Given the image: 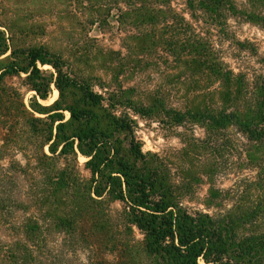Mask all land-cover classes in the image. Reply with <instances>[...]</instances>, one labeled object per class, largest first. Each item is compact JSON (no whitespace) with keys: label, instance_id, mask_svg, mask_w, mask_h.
Wrapping results in <instances>:
<instances>
[{"label":"trees","instance_id":"trees-1","mask_svg":"<svg viewBox=\"0 0 264 264\" xmlns=\"http://www.w3.org/2000/svg\"><path fill=\"white\" fill-rule=\"evenodd\" d=\"M63 6L82 43L97 25L111 38L121 35L123 51L104 52L111 62L101 68L97 92L63 70L62 56L50 60L38 47L25 50L28 62L20 66L8 44L17 18L0 14V264H112L94 258L104 252L116 254L119 264H141L137 254L149 264H264V56L230 23L264 32V0H64ZM38 64L54 68L59 98L27 106L5 76L27 74L26 85L45 100L49 86ZM143 64L165 66L173 107L159 97L138 105L114 90L120 74L139 73ZM67 87L79 88L101 116L63 104ZM127 102L163 125H199L204 136L183 143L170 173L158 155L150 162L142 152L130 115L117 114ZM102 118L130 137L128 152L143 168L113 146L98 126ZM78 153L87 158L88 178ZM192 159H201L198 170L210 185L203 205L219 209L215 214L183 204L193 192L185 165ZM215 171L233 173V187L216 189ZM110 200L122 210L113 214ZM226 200L232 203L224 206ZM134 229L142 234L139 244Z\"/></svg>","mask_w":264,"mask_h":264},{"label":"rangeland","instance_id":"rangeland-1","mask_svg":"<svg viewBox=\"0 0 264 264\" xmlns=\"http://www.w3.org/2000/svg\"><path fill=\"white\" fill-rule=\"evenodd\" d=\"M63 4L64 0H0V14L2 13L3 16L9 17L14 15L17 18L16 23L9 26V32L13 34V41L10 40L8 44L17 50L15 57L19 61L20 66H26L28 62L24 52L29 47H38L42 51L48 52L50 60H54L55 55L62 56V68L65 72H71L77 78L89 81L95 91L101 92L102 89L96 85V80L103 77L101 69L103 65L111 62L104 52L106 50H120L121 35L115 34L111 38L108 34L101 33L97 25L88 26L89 28L84 34L87 35L89 40L82 43L83 38L79 36V25L76 19L72 18L65 11ZM230 23L239 38H248L254 41L259 47V53L264 56L263 31L249 24ZM223 48L225 47L223 46ZM123 57L114 60L120 64L124 62ZM230 61L232 65L235 64L232 59ZM38 66L44 77V83L49 86V94L45 100L37 97L36 93L26 85L25 79L27 74L21 73L19 76H5V82L8 85H12L20 90L27 106L33 100H36L42 106H48L59 98V91L54 84L57 76L54 68L50 64H38ZM143 66L144 68H139V73L129 71L120 74L117 81L112 84L114 90L119 93L121 98H127V100L134 101L138 105L149 100H156L159 97L165 99L168 106L173 107L174 105L171 104L173 103L172 98H174L173 88L172 85L168 84L169 82H165V66L160 67V69L152 66L147 68V64H143ZM121 90H126L127 92L122 94L120 93L122 92ZM61 102L78 109H91L100 116L103 113L87 104L82 97V92L76 87H67L64 90ZM121 111H126L134 120V136L139 142L142 152L147 155V159L150 162H154L156 160L151 157V154L158 155L165 164L169 165L170 173L174 171L173 168L175 166L173 163L176 162L178 152L183 147V143L189 138L200 139L204 136L203 129L199 125L185 124L183 127L163 125L158 122L155 116L133 112L128 107V102L117 108V114ZM63 115L65 120L69 119L68 111H64ZM36 116L39 115L36 114ZM98 126L109 136V140L113 146H119L122 154L127 156L129 161L134 162L138 168H143V163L134 160L128 152L130 137L126 133L116 130L115 126L109 123L107 119H100ZM77 160L81 174L85 178H88L89 174L84 168V162L87 158L78 153ZM197 161H201V159H196V161L192 159L191 162L185 164L188 167V173L194 179L188 176L193 192L184 198L183 204L192 212L202 210L215 214L219 212V209H206L203 205L210 185L208 180L200 174L198 169H201V167L198 166ZM220 172L215 171L212 175L214 187L223 190L232 188L235 182L234 174L223 175ZM172 175L174 177L173 173ZM243 175L248 177L253 176V171L245 170ZM216 202L218 203V200ZM231 203L232 201L226 200L224 201V206H229ZM108 206L113 214L122 210V204L117 200H110ZM134 237V242L139 244L142 240V234L137 229H134ZM99 251L105 250L100 247ZM102 254L104 255L96 253L94 258L96 257L97 259L100 256L110 260L112 264H119L120 260L116 259V254L111 255L106 252ZM81 259L85 261V254L81 255ZM137 260L141 264H149V260L141 254H137Z\"/></svg>","mask_w":264,"mask_h":264},{"label":"bare ground","instance_id":"bare-ground-1","mask_svg":"<svg viewBox=\"0 0 264 264\" xmlns=\"http://www.w3.org/2000/svg\"><path fill=\"white\" fill-rule=\"evenodd\" d=\"M56 94H57V92H56Z\"/></svg>","mask_w":264,"mask_h":264}]
</instances>
